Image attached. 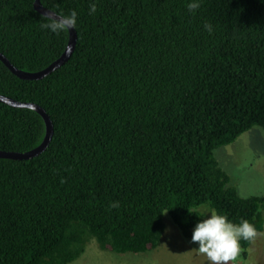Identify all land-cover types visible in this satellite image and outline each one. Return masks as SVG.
<instances>
[{
  "label": "trees",
  "instance_id": "obj_1",
  "mask_svg": "<svg viewBox=\"0 0 264 264\" xmlns=\"http://www.w3.org/2000/svg\"><path fill=\"white\" fill-rule=\"evenodd\" d=\"M41 2L75 9L78 38L42 79L0 60V93L41 105L54 126L41 154L0 158V264H68L92 239L146 252L166 214L191 238L204 204L261 232L264 195L241 196L215 149L264 128V0H201L195 12L187 0H98L94 14L89 0ZM34 3L0 0V52L26 71L69 41L39 28ZM45 132L39 112L0 101V150H31Z\"/></svg>",
  "mask_w": 264,
  "mask_h": 264
},
{
  "label": "rangeland",
  "instance_id": "obj_2",
  "mask_svg": "<svg viewBox=\"0 0 264 264\" xmlns=\"http://www.w3.org/2000/svg\"><path fill=\"white\" fill-rule=\"evenodd\" d=\"M220 165L230 175V185L243 197L264 195V128L254 126L234 142L215 149ZM200 211L212 210L204 204ZM167 237L160 246L146 252H113L102 250L92 239L81 257L68 264H207L206 258L184 237L169 215H165ZM264 229L248 248V256L240 252L237 264H264Z\"/></svg>",
  "mask_w": 264,
  "mask_h": 264
},
{
  "label": "clouds",
  "instance_id": "obj_3",
  "mask_svg": "<svg viewBox=\"0 0 264 264\" xmlns=\"http://www.w3.org/2000/svg\"><path fill=\"white\" fill-rule=\"evenodd\" d=\"M98 0H89L88 11L94 14L97 11ZM201 6V0H187L186 7L189 12H195ZM40 13L39 28L56 35L76 28L78 13L75 9L68 12L46 8ZM204 29L212 33V25L205 22ZM63 182V180L61 181ZM119 201H110L108 208H119ZM203 219L196 222L190 243L199 254H202L207 264H237L241 252V241H252L258 235V229L247 219L239 223L231 221L226 215L215 210L207 212Z\"/></svg>",
  "mask_w": 264,
  "mask_h": 264
},
{
  "label": "water",
  "instance_id": "obj_4",
  "mask_svg": "<svg viewBox=\"0 0 264 264\" xmlns=\"http://www.w3.org/2000/svg\"><path fill=\"white\" fill-rule=\"evenodd\" d=\"M35 9L39 11L40 13L47 11V7H45L41 0H35L34 3ZM77 31L75 28H71L69 30V41L67 43V46L63 53L55 59L52 63H50L47 67L44 69L38 70V71H26L23 69L18 68L15 66L3 53L0 52V60L4 62V64L18 77L22 79H42L49 75L51 72L65 64L73 54L76 43H77ZM0 101L7 103L9 105L15 106V107H25V108H31L39 112L42 117L44 118L45 124H46V132L45 136L42 140V142L36 146L35 148L25 151V152H16V151H4L0 150V158H10V159H30L33 158L39 154H41L43 151L47 149L49 146L51 139L54 134V126L53 122L45 110L41 105L34 103V102H28V101H21L17 100L15 98L6 96L4 94L0 93Z\"/></svg>",
  "mask_w": 264,
  "mask_h": 264
},
{
  "label": "crops",
  "instance_id": "obj_5",
  "mask_svg": "<svg viewBox=\"0 0 264 264\" xmlns=\"http://www.w3.org/2000/svg\"><path fill=\"white\" fill-rule=\"evenodd\" d=\"M167 225V224H166ZM167 232H168V229H167ZM167 232H164V235H163V237H162V240L164 239V237H169V236H167ZM264 238V237H263ZM162 240H161V242H160V244H159V246L161 245V243H162ZM248 256V253H247V255L245 256V258Z\"/></svg>",
  "mask_w": 264,
  "mask_h": 264
}]
</instances>
